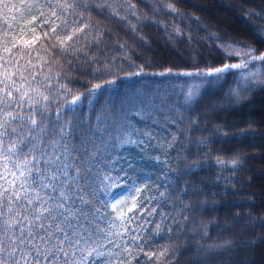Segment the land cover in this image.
Wrapping results in <instances>:
<instances>
[{"label":"trees","instance_id":"obj_1","mask_svg":"<svg viewBox=\"0 0 264 264\" xmlns=\"http://www.w3.org/2000/svg\"><path fill=\"white\" fill-rule=\"evenodd\" d=\"M207 1L212 11L203 6ZM73 2L80 6L67 16V26L55 17L44 24L47 7L45 16L32 10L36 20L31 24L13 10L7 39L19 42L15 55L23 41L36 36L32 56L60 61L51 63L52 87L41 90L51 101L48 119L55 126L59 111V125H68L63 134L67 157L74 167L88 170L87 179L70 185L69 194L78 192L89 209L99 208L98 223L108 229L109 223L116 225L109 210L112 196L133 180L144 185L127 218L135 217L131 234L102 236L103 256L94 254L89 264H264V116L258 107L264 102V61L229 55L226 47L264 53V0ZM23 15L31 19L28 12ZM82 24L88 26L85 32L65 45L55 40L56 34L63 38L66 29L71 35ZM4 39L0 31V57L11 59L3 51ZM53 42L56 47L46 54L41 45ZM242 59L250 60L244 68L208 75ZM112 62L115 75L96 71ZM255 63L262 72L245 84L239 73ZM141 66L140 75L125 78ZM109 80L116 82L109 85ZM97 84L101 89L90 96ZM190 90L196 100L188 106ZM76 95L81 99L71 105ZM237 158L233 168L230 162ZM225 241L231 243L213 248Z\"/></svg>","mask_w":264,"mask_h":264},{"label":"snow or ice","instance_id":"obj_2","mask_svg":"<svg viewBox=\"0 0 264 264\" xmlns=\"http://www.w3.org/2000/svg\"><path fill=\"white\" fill-rule=\"evenodd\" d=\"M79 6L73 0H55V5L52 0H47L43 5L40 0H18V3L13 0H0L5 25L0 28L5 36L3 51L11 57V59L0 57V60H3V63H0V264H89V258L94 254L97 257L103 256L99 251V248L105 247L102 236L131 234L129 228L135 217L123 221L124 213L121 210L116 218L123 221L121 227L124 231L111 233L108 229L116 225L109 223L108 229L102 228L98 223L99 208L89 209L88 201L78 192L76 196L69 194L70 185L86 180L88 170L74 167L67 157V144L63 134L67 131L68 125H59L61 115L59 111L56 113L55 126L48 119L45 113L49 111L48 105L51 101L49 95L41 90L52 87L51 63L59 65L60 61L32 56L30 46L38 39L36 36L32 40L23 41L20 51L15 55L12 54V49L16 48L19 42L15 37H12L11 41L7 39L9 29L12 27L9 22L13 19L9 13L13 10L21 13L22 21L26 20L31 24L36 20L35 16H31L32 10L35 9L40 16H45L43 9L47 7L49 11L43 21L44 24H48L50 19L55 17L63 19L67 26V16L73 15L75 8ZM169 8L175 11L171 5ZM24 12H28L31 19H27L23 15ZM116 14L113 12V15ZM87 27L86 24L75 27L71 35L67 34L65 29L63 38L56 34V27H51L50 31L56 34L55 40L63 46L72 40L76 33H84ZM29 30L33 33L36 31L35 28ZM20 31L23 33L24 28L21 27ZM44 35L47 36L48 33L45 32ZM84 39L87 40V33ZM94 39L98 40L99 37ZM55 47V42L47 46L41 45L46 54ZM226 47L230 49L229 55H242L249 57L250 60L264 61V53L256 54L254 49L234 48L232 45ZM63 51L66 52L67 49L64 48ZM52 55L55 57L56 53ZM34 59H39L42 64L34 63ZM21 60L24 63H21ZM250 60L242 59L240 63L226 64L209 72L208 75L244 68ZM45 65L48 66L45 68ZM114 69H116L114 62L99 64L96 67V71L104 77L115 75ZM141 70L142 66L130 71L125 78L138 76ZM168 71L170 73L171 69ZM107 82L111 85L116 81ZM100 89L101 85H95L90 89L89 95ZM64 90L71 91L67 85H64ZM80 99L81 96L76 95L70 104L76 105ZM195 100L196 93L190 90L185 98V104L190 106ZM41 101L45 102L42 106ZM230 163L236 168L239 160L233 159ZM69 169L72 172V180L68 179ZM77 203L81 206L77 207ZM116 207L117 204L114 203L113 209ZM128 211L131 212L132 209L128 208ZM131 232H135V229H131ZM109 242L112 243L111 240ZM230 243L225 241L224 244L215 245L213 248L222 249ZM125 251L130 254L127 246ZM164 255L165 252L162 251L160 256ZM128 264H131V261H128Z\"/></svg>","mask_w":264,"mask_h":264},{"label":"rangeland","instance_id":"obj_3","mask_svg":"<svg viewBox=\"0 0 264 264\" xmlns=\"http://www.w3.org/2000/svg\"><path fill=\"white\" fill-rule=\"evenodd\" d=\"M202 4L206 8L209 7L210 10L212 11V2L207 1L206 3L203 2ZM216 12L218 13V11H216ZM227 21L228 22H226L225 24L230 26L231 24H230L229 19ZM165 56H167V55H165ZM249 67H247L244 71L240 72L239 74H240L242 79H244V80L249 79L250 81L254 82V81H256L255 78L261 74L262 68H260V64H258V63L253 64L252 68L247 70ZM258 107L260 109V114L262 115L261 117H263L264 116V102L259 104ZM235 121H237V120L235 119ZM143 188H144L143 184L138 183L137 181L133 180V182H131L128 186H125V187L121 188L120 190H118L112 196V198L110 199V202H109V207H110L109 210H110V213L112 214L113 218H116L118 212L123 210V213H124L123 221H126L128 218V215L136 208L138 197H139L141 191L143 190ZM118 201H123L124 203H118ZM134 202H135V206H133ZM114 203L117 204V207L115 210L113 209ZM128 208H131L132 211L129 212ZM114 220L116 223V227H118V228L121 227V224L123 221L119 218H116ZM257 259H258V256L256 258H254L255 261H257Z\"/></svg>","mask_w":264,"mask_h":264}]
</instances>
